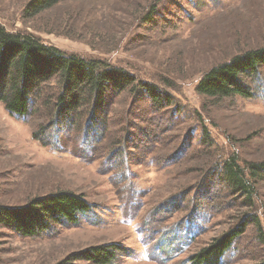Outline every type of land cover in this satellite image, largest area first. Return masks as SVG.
Returning a JSON list of instances; mask_svg holds the SVG:
<instances>
[{
  "label": "rangeland",
  "instance_id": "obj_1",
  "mask_svg": "<svg viewBox=\"0 0 264 264\" xmlns=\"http://www.w3.org/2000/svg\"><path fill=\"white\" fill-rule=\"evenodd\" d=\"M28 1L0 0V22L65 52L123 66L174 103L159 108L144 93L125 91L110 102L104 138L54 127L45 145L33 138L32 122L0 102V204L69 190L92 207L78 224H57L41 236L0 227V264H56L111 242L128 249L117 264H190L193 253L245 214L261 228L250 224L225 264H264V180L247 207L217 174L234 154L243 166L264 161V69L244 78L252 97L214 100L195 89L212 66L264 46V0H64L25 19ZM153 3L157 11L146 22ZM203 126L210 145L201 141ZM193 215L204 232L172 254L182 241L176 228Z\"/></svg>",
  "mask_w": 264,
  "mask_h": 264
},
{
  "label": "trees",
  "instance_id": "obj_2",
  "mask_svg": "<svg viewBox=\"0 0 264 264\" xmlns=\"http://www.w3.org/2000/svg\"><path fill=\"white\" fill-rule=\"evenodd\" d=\"M62 1L29 0L22 16L36 18ZM156 11L154 4L145 21H150ZM262 69L264 46L236 53L212 66L195 89L199 95L214 100L235 95L252 97L244 78L258 76ZM125 91L137 96L144 93L159 108L174 103V97L161 91L158 85L140 80L123 66L65 52L34 34L10 31L0 22V102L11 116L35 125L32 136L39 143L47 144L51 139L49 131L54 127L59 131L67 127L87 132L92 139L104 138L110 125V102ZM210 138V132L203 126L201 141L210 145ZM217 174L225 188L244 200V206L254 207L259 183L264 180V161L243 166L234 154L222 162ZM91 209L82 194L59 190L20 206L0 204V227L24 237L41 236L57 224H78L79 215ZM195 216L176 228L182 241L171 249L172 254L189 247L204 232L206 225ZM250 224L261 228L254 214H245L231 229L193 253L188 258L190 264H225L226 254ZM127 251L114 242L93 245L72 252L56 264H82L79 262L83 260L90 264H117Z\"/></svg>",
  "mask_w": 264,
  "mask_h": 264
}]
</instances>
